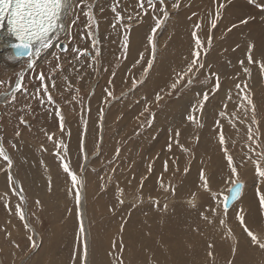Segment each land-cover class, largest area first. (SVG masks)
Masks as SVG:
<instances>
[{
	"label": "rangeland",
	"instance_id": "1",
	"mask_svg": "<svg viewBox=\"0 0 264 264\" xmlns=\"http://www.w3.org/2000/svg\"><path fill=\"white\" fill-rule=\"evenodd\" d=\"M233 1L74 0L0 60V264H264V23L222 29Z\"/></svg>",
	"mask_w": 264,
	"mask_h": 264
},
{
	"label": "bare ground",
	"instance_id": "2",
	"mask_svg": "<svg viewBox=\"0 0 264 264\" xmlns=\"http://www.w3.org/2000/svg\"><path fill=\"white\" fill-rule=\"evenodd\" d=\"M73 1L74 0H66L65 7L62 5V12H61V15H60V19L61 20H63L65 18V15L67 14L66 11L68 9L67 7H68L69 4H70V6H72ZM163 1H164V3L162 2V4H163V6L165 8V12L166 13L169 14L172 11H174L173 4H174L175 0H172V2H167L165 0H163ZM251 2L252 3L254 2V6H253V4H252V6H250L249 5V2L247 0H245V1L244 0H236V1H233L231 3V5L228 7V9H226V11L224 10L221 13L222 15H220V18H219L220 19V24H218V25L222 29H226L225 27H227V26L229 27V26L236 25V24L238 26H239V24H246V25H250V26H261V25H263V23H264V20H263L264 19V0H253V1L251 0ZM250 7H252V8H250ZM253 8H256V9H253ZM259 8L261 9V11H259L260 10ZM107 11H108V9H107ZM174 12H176V11H174ZM227 13L229 15H226L225 16V14H227ZM230 16H231V18H229ZM170 17L173 18V16L171 14H170ZM238 18H239V20H237ZM60 19H59V21H60ZM173 19L175 20V18H173ZM232 19H234V22H232ZM246 19H247V23H245L246 22ZM174 20H171L170 22H167L166 25L164 26V28L162 30L169 31L173 26L176 25L175 23L173 24V21ZM176 21H179V19L176 20ZM182 21H183V19H182ZM192 24L194 26L196 23L193 22ZM59 31L60 30H59V23H58V28H57L56 33H54L48 39H45L44 40V39L38 38V39L34 40L28 46L21 44V45H16L15 48L13 49V48H9L8 45H9V43H15V39L11 36L9 28L8 27H5L4 30L0 33V60H1V62L5 66L14 67V66L20 65L21 63H24L25 61H27L29 59H33L36 54H38V53L41 54L42 50L49 43L50 40L52 41V39L54 38V36L59 35ZM64 31H66V30H64ZM61 32H62V30H61ZM159 38H160V36H159ZM259 41L260 40L259 39H256L255 36L249 37V38H245L244 37L242 39V42H243L244 46H248V47H244L243 46V48H241L239 50V53H242L243 54V53H245V48H246L248 51L251 52L250 53V59H254L255 58V60H259L258 62H260V65L257 66V68L247 69V67H245V69L243 71H240L239 72L240 74H246L247 79L250 80V81L252 80L253 83L255 82V79L258 80V76H259V75L255 74V72H258L259 73V71L261 69L264 70V50L260 46ZM158 43H159V39H158ZM51 44H52V42H51ZM250 47H251V50H250ZM29 49L32 51V54L28 58H17V57L14 56V52L15 51L17 53L21 54L22 52L28 51ZM158 52L160 53V50L159 49H158ZM241 56L242 55H240V57ZM242 67H244V66H242ZM24 75H25V73H24ZM251 77H252V79H251ZM23 81H24V79L21 76L19 78L18 82H16L14 88L12 89V92H14L15 90H17L18 87L20 88ZM227 96H228V93L223 92V93H221V96L220 97L224 101L225 100V97H227ZM4 99H5V95L0 98L1 101H3ZM88 124H89V120H88ZM103 134H104V132L102 133V135ZM85 165H87V163ZM85 168H86V166H85ZM14 180H15V183H16V187L17 188H20V186L18 185V182L19 181L17 182L16 178H14ZM83 187H84V185H83ZM20 194H22V193H20ZM84 200H85V191L82 192V207L84 206V203H85ZM83 221L85 223V231H86V234H87V248L89 250L88 222H87V217L86 216H84ZM30 227H31V225H30ZM86 264H88V261H87Z\"/></svg>",
	"mask_w": 264,
	"mask_h": 264
},
{
	"label": "water",
	"instance_id": "3",
	"mask_svg": "<svg viewBox=\"0 0 264 264\" xmlns=\"http://www.w3.org/2000/svg\"><path fill=\"white\" fill-rule=\"evenodd\" d=\"M14 43H9L8 47L9 48H15ZM60 50L62 52L66 51V45L64 43L60 44ZM32 54V51L29 49L28 51H25L21 54L14 52V56L17 58H28ZM242 192H243V184L242 183H237L235 186L229 190L228 197L225 201V209H229L233 204H235L241 197H242Z\"/></svg>",
	"mask_w": 264,
	"mask_h": 264
}]
</instances>
